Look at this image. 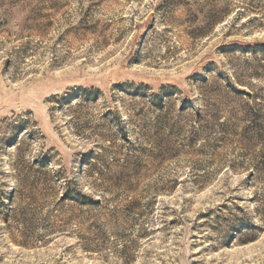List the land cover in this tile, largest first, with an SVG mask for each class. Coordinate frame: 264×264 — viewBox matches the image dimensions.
Instances as JSON below:
<instances>
[{"label": "rangeland", "instance_id": "374dc122", "mask_svg": "<svg viewBox=\"0 0 264 264\" xmlns=\"http://www.w3.org/2000/svg\"><path fill=\"white\" fill-rule=\"evenodd\" d=\"M0 264H264V0H0Z\"/></svg>", "mask_w": 264, "mask_h": 264}, {"label": "trees", "instance_id": "16d2710c", "mask_svg": "<svg viewBox=\"0 0 264 264\" xmlns=\"http://www.w3.org/2000/svg\"><path fill=\"white\" fill-rule=\"evenodd\" d=\"M68 195H70V192L68 193V191L65 193V198H68ZM84 196V194H82ZM83 196L79 195L78 197H75L73 195H70V197H73L75 200L83 198Z\"/></svg>", "mask_w": 264, "mask_h": 264}]
</instances>
